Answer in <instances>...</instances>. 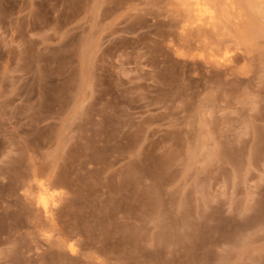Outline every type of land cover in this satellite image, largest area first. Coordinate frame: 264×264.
<instances>
[{"label": "rangeland", "instance_id": "374dc122", "mask_svg": "<svg viewBox=\"0 0 264 264\" xmlns=\"http://www.w3.org/2000/svg\"><path fill=\"white\" fill-rule=\"evenodd\" d=\"M182 1L0 0V264H264V0Z\"/></svg>", "mask_w": 264, "mask_h": 264}, {"label": "bare ground", "instance_id": "6f19581e", "mask_svg": "<svg viewBox=\"0 0 264 264\" xmlns=\"http://www.w3.org/2000/svg\"><path fill=\"white\" fill-rule=\"evenodd\" d=\"M181 1H182V0H181ZM183 1H184V0H183ZM183 1H182V2H183ZM186 1H187V4H189V3H193V2H194V1L192 2V0H191V1H190V0H185V2H186ZM189 1H190V2H189ZM197 1L199 2V0H197ZM185 2H183V7H184V5L186 4ZM196 3H197V2H196ZM187 4H186V5H187ZM200 4H201V3H200ZM200 4L197 3V6L200 5ZM189 5H190V4H189ZM189 5H187V7L185 6V8L188 9ZM190 6H191V5H190ZM194 7H195V3H194L193 8H194ZM200 7H201V6H198L197 8H200ZM185 8H184V9H185ZM195 8H196V7H195ZM189 10H190V9H189ZM195 10H196V9H195ZM200 10H201V9H200ZM202 10H205V9H202ZM202 10H201V11H202ZM201 11H200V13H203V12H201ZM198 13H199V12H198ZM194 14H196V13H194ZM196 15L198 16V14H196ZM196 15H194V16L196 17ZM199 16H201V15H199ZM247 27H248L247 29L250 28L249 26H247Z\"/></svg>", "mask_w": 264, "mask_h": 264}]
</instances>
